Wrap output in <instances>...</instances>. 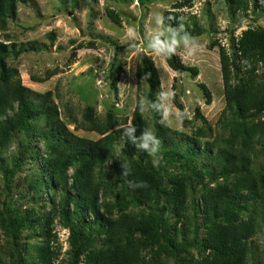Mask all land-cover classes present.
Instances as JSON below:
<instances>
[{
    "label": "trees",
    "instance_id": "obj_1",
    "mask_svg": "<svg viewBox=\"0 0 264 264\" xmlns=\"http://www.w3.org/2000/svg\"><path fill=\"white\" fill-rule=\"evenodd\" d=\"M28 1L0 0V150L8 149L19 134L24 136L22 144H33L37 173L32 188L38 195L60 196L61 206L56 212L59 211L72 233L70 264H168L181 251L185 255L180 264H249L251 239L264 228V173L256 178L250 166L256 138L264 144V121H261L264 74L259 72L260 68L264 69V30L245 31L234 44L232 55L217 41L210 46L219 45L226 100L221 133L212 142L202 141L213 138L214 130L199 108L196 118L202 121V126L195 130V136L162 126L159 114L152 112L153 131L162 142L158 157L163 156L159 166L154 167L151 156L138 151L116 130L118 124L128 123L127 117L109 113L101 121L94 110L88 108L78 128L96 132L101 138H83L70 131L61 119L53 91L39 93L23 85L18 69L9 66L7 58L49 50L46 44L37 41L25 45L13 43L6 32L10 20L17 18L19 4ZM194 1L176 3L172 11L165 13L166 18L173 19L165 22L173 27L178 22L183 23L186 31L191 30V35L198 37L202 29L196 16L184 11L191 9ZM226 2L232 15L247 13L252 3L255 11L261 7L259 0ZM107 16L122 26L115 10L108 9ZM50 38L54 40L53 33ZM83 48H95V44H80L76 50ZM76 50L72 57L76 56ZM245 59L250 62V67L242 68L241 61ZM169 63L176 71L192 72L195 77L199 73L196 67L184 65L178 56H171ZM116 72L117 76L112 77L115 92L123 72L120 63ZM147 73H151L150 79L143 78ZM56 74L58 71H51L43 78L34 77V80L43 83ZM138 78L140 91L144 81L147 100L154 101L161 80L151 58L144 57L138 68ZM201 88L210 104V90L206 85ZM138 102L132 115L137 136L143 129H150L148 120L139 111ZM177 106L184 112L181 104ZM121 140L125 154L117 157V145ZM41 142L43 151L39 147ZM198 162L203 166L197 168ZM122 164H127L130 169L126 177ZM178 164H181V173L169 176L162 173L167 165L176 169ZM220 178L224 181L219 182ZM141 181L148 187L133 186ZM199 186L202 187L201 204L196 198ZM152 202L161 205L158 207L160 212L154 215L147 214L145 209L146 206L151 209ZM132 205L144 208L139 213H127ZM248 205L255 207V213L246 215ZM116 208L120 212L117 217L113 215ZM197 213L202 222L196 227ZM169 217L183 221V226L172 230L168 226ZM7 218L14 225L15 221L26 222L19 221L21 216L16 220L10 215ZM33 221L38 219H29V223ZM162 223L166 227L161 228ZM49 224L46 219L40 226L42 236L49 239L23 256L18 251L13 264H56L59 251L52 245L51 240L56 241V234ZM201 230L204 233L199 236ZM179 235L184 238L183 242L177 240ZM195 245L199 247V257L186 249Z\"/></svg>",
    "mask_w": 264,
    "mask_h": 264
},
{
    "label": "rangeland",
    "instance_id": "obj_2",
    "mask_svg": "<svg viewBox=\"0 0 264 264\" xmlns=\"http://www.w3.org/2000/svg\"><path fill=\"white\" fill-rule=\"evenodd\" d=\"M180 1L92 0L88 3L87 0H29L26 4H19L17 18L10 20L6 32L13 43L25 45L37 41L46 44L49 50L23 53L18 57L10 55L7 58L8 65L18 69L24 86L39 93L53 91L60 117L70 131L83 138L98 140L101 138L98 133L78 128L85 111L92 108L95 116L101 121L105 120L109 113L127 117L128 121L132 120L138 99L143 97L147 100L146 83L142 81V91L138 88V68L142 66L144 57H149L155 63L164 89L174 93L171 101L173 110L181 111L178 103L184 109L185 117L182 123L177 124L173 120L169 128L195 136V130L202 126V121L196 118V110L199 108L214 130L213 138L202 141L212 142L221 133L226 100L219 45L213 48L210 46L217 41L232 55L234 44H237L245 31L264 30V0H259L261 7L258 10L255 11L252 3L247 13L236 15L231 14L226 0H195L191 9H184L186 14L196 16L199 22L202 34L197 38L203 49L190 58L182 56V49H178L174 56H178L184 65L196 67L199 70L196 77L192 72L174 70L169 63L171 56L157 57L147 47L146 33L153 26L148 23L149 16L157 12L165 16V13L172 11L174 5ZM108 9L119 14L122 26L116 25L107 16ZM168 25L165 22L162 29H166ZM187 32L191 34L192 31ZM52 33L54 40L50 38ZM89 43H94L95 48L76 50L78 45ZM75 50L76 56L72 57ZM118 63L122 65L123 72L115 92L112 88V77L118 74ZM51 71H58V74L43 83L34 80V77L43 78ZM259 72L264 74V69L260 68ZM201 85H206L211 92L210 104L206 102ZM143 114L153 130V113ZM261 118V121H264V115ZM23 141V134H19L8 149L0 150L2 264H13L14 255L18 251L23 256L27 251H33L34 246L47 240L48 237L42 236L40 229L46 219H49L52 232L56 234V241L51 240L52 245L59 251L55 263L70 264L72 233L59 211L56 212L61 206L60 196L47 193L38 195L36 189L32 188L37 173L36 155L33 144H22ZM260 142L256 138L253 144L255 155L250 163L256 178L264 173V144L261 145ZM39 147L44 150L42 142ZM123 148L124 143L121 140L117 145V157L125 154ZM196 164L197 168L203 166L200 162ZM191 165L190 163L189 166ZM182 171L181 164H178L176 169L167 165L162 173L169 176ZM205 180L208 183V179ZM223 181V178L219 179V182ZM212 186H215V183ZM201 194L202 187L199 186L196 195L199 204ZM151 206V209L145 207L147 214L160 212V203L156 205L152 202ZM143 208L144 206L132 205L127 213H139ZM247 208L246 215L255 213L253 205H248ZM9 215L14 220L21 216L19 221L22 219L26 222L20 224L15 221L14 225L7 218ZM113 215H120L118 208L114 210ZM33 218L38 221L29 223V219ZM201 220L199 213L195 214V226L199 225ZM168 226L172 230L175 227L181 228L183 221L169 217ZM164 227L166 226L162 223L161 228ZM203 233L204 230L199 231V236ZM183 239L180 235L177 237L179 241L183 242ZM250 243L252 254L249 264H264V228L258 230ZM186 249L194 256H201L197 245L187 246ZM177 255L176 258L170 259L168 264H180L185 253L181 251Z\"/></svg>",
    "mask_w": 264,
    "mask_h": 264
},
{
    "label": "clouds",
    "instance_id": "obj_3",
    "mask_svg": "<svg viewBox=\"0 0 264 264\" xmlns=\"http://www.w3.org/2000/svg\"><path fill=\"white\" fill-rule=\"evenodd\" d=\"M171 20L172 17H165L162 13H154L149 16L148 23L153 26L150 27L146 33L147 47L157 57H169L175 55L178 49H182V56L193 57L203 49L199 38L192 36L185 30L183 23H177L173 27L170 23L166 29H162L165 20ZM183 17H181V20ZM242 68L245 66L250 67V62L245 59L241 61ZM151 73H147L143 78L150 79ZM174 93L171 90H165L163 83H161L160 90L157 92L154 101H148L141 97L138 102V108L141 113L154 112L160 116L159 123L164 127L171 126L173 120L177 124L182 123L185 113L179 110H173L172 98ZM116 130L120 133L122 138L130 141L138 151L147 153V156L153 157V166L158 167L160 161L163 159L160 153L161 140L156 136L155 132L151 129H143L139 136L136 135L137 128L132 120L127 124H118ZM158 157V158H157ZM123 175L126 177L129 174V166L122 164ZM136 188H146L147 183L141 181L133 185Z\"/></svg>",
    "mask_w": 264,
    "mask_h": 264
}]
</instances>
